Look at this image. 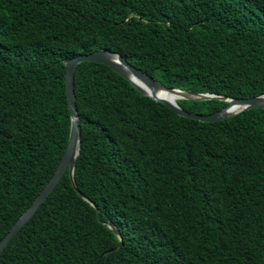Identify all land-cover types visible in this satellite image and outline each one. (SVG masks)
Listing matches in <instances>:
<instances>
[{
	"label": "trees",
	"instance_id": "1",
	"mask_svg": "<svg viewBox=\"0 0 264 264\" xmlns=\"http://www.w3.org/2000/svg\"><path fill=\"white\" fill-rule=\"evenodd\" d=\"M102 49L169 88L259 97L264 0H0V242L66 151L68 60ZM75 91L74 183L65 174L0 264H264V110L184 118L97 63L77 67Z\"/></svg>",
	"mask_w": 264,
	"mask_h": 264
},
{
	"label": "water",
	"instance_id": "2",
	"mask_svg": "<svg viewBox=\"0 0 264 264\" xmlns=\"http://www.w3.org/2000/svg\"><path fill=\"white\" fill-rule=\"evenodd\" d=\"M82 63H97L105 65L125 78L143 96L148 97L155 102L165 104L169 109L181 117L202 123H215L227 120L243 112L254 109L264 110V95L250 99H234L214 94H194L180 89L169 88L147 73L133 66L124 59L120 53L112 52L110 50L102 49L90 54H83L69 59L66 68L65 84L71 114V133L66 151L46 187L0 242V256L23 227H25V225L36 215L44 202L54 193L65 174L69 173V176L74 183L76 161L80 153L82 140L81 120L77 109V97L75 91V73L77 67ZM179 100L196 102L216 100L226 102L228 105L221 111L210 115H202L184 110L178 104ZM87 201L91 203L93 207L97 208L94 203L89 200ZM108 226L117 235L121 242H123L120 231L116 226L113 223H109ZM114 251H110L109 253Z\"/></svg>",
	"mask_w": 264,
	"mask_h": 264
}]
</instances>
